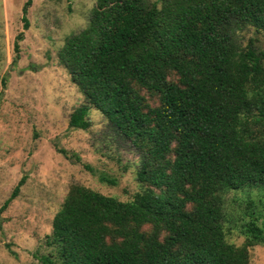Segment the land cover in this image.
Here are the masks:
<instances>
[{"label":"trees","instance_id":"1","mask_svg":"<svg viewBox=\"0 0 264 264\" xmlns=\"http://www.w3.org/2000/svg\"><path fill=\"white\" fill-rule=\"evenodd\" d=\"M262 37L264 0L97 1L58 55L85 96L69 124L102 112L139 152L143 187L123 201L72 185L44 264H251L264 243ZM236 228L240 245L227 239Z\"/></svg>","mask_w":264,"mask_h":264},{"label":"rangeland","instance_id":"2","mask_svg":"<svg viewBox=\"0 0 264 264\" xmlns=\"http://www.w3.org/2000/svg\"><path fill=\"white\" fill-rule=\"evenodd\" d=\"M26 1L0 0V264L54 258L53 218L72 185L123 201L133 200L143 187L137 179L139 152L102 112L91 107L88 129L69 124L85 96L58 55L66 37L89 24L98 0H32L24 29ZM253 34L250 29L244 36ZM147 96L152 105L158 103ZM23 178L19 194L1 209ZM227 239L240 245L245 237L236 228L227 231ZM249 253L251 264H264V243L249 247Z\"/></svg>","mask_w":264,"mask_h":264}]
</instances>
